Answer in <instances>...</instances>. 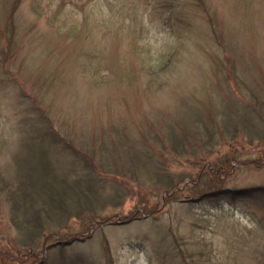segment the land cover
I'll return each mask as SVG.
<instances>
[{
	"label": "trees",
	"instance_id": "trees-1",
	"mask_svg": "<svg viewBox=\"0 0 264 264\" xmlns=\"http://www.w3.org/2000/svg\"><path fill=\"white\" fill-rule=\"evenodd\" d=\"M240 1L246 6L250 2ZM66 2L29 0L22 8L24 0H0V89L7 86L14 97L9 104L15 114L16 134H0V195L17 229L18 250L27 258L13 262L0 257V264H32L43 239L68 228L72 218L86 230L95 228L107 204H122L137 196L136 206L148 208L150 198L160 192H164V203L178 201L182 190L195 192L201 183L220 181L225 174L222 166L237 157L229 153L233 146L264 140V53L260 51L264 40L259 41L261 46L253 42L255 45L246 48L242 39L235 37L236 23L217 19L213 0H132L126 11L130 14L128 24L114 20V0H98L97 10L85 8L86 13L82 11L67 22L66 31H61L64 24H58L42 39L26 40L17 21L23 10L52 25L61 19ZM140 2L151 7L142 11ZM143 12L147 20L160 17L168 24L176 41L169 51L151 57L130 49L139 26L142 29ZM102 14L104 22L95 19ZM30 25L27 33L36 23ZM221 25L235 34L229 36ZM61 41L63 51L68 50L63 59L57 49ZM253 52L258 58L255 67L247 70ZM44 53L51 57L45 62ZM129 54L134 56L132 63L127 60ZM198 64L205 67L217 87V97L177 104L169 112L140 110L134 120L126 118L121 108L117 112L118 97L126 100L116 91L136 84L143 93L162 92L173 80L185 79L182 66L197 73ZM175 67L181 72L178 77L174 76ZM31 75L37 77L38 84L30 94L24 85ZM76 76L81 79L78 84ZM70 79L73 84L63 93L61 83ZM77 88L78 93H73ZM96 102L104 116L101 121L90 116V109L97 111ZM176 164L183 169L175 171ZM230 194L264 202V185L239 188ZM108 198L116 201L107 203ZM179 202L183 206L188 198ZM159 203L156 200L148 213L156 212L158 209H152ZM249 220L250 226L241 225L239 218L231 219L236 256L257 252L264 264V212L251 213ZM242 226L249 229L253 241H248ZM76 244L67 240L48 248L62 250ZM169 247V254L180 264L206 261L203 252H194L195 246L182 247L173 239ZM216 260L219 258L209 253L211 264L237 259L227 252L221 263Z\"/></svg>",
	"mask_w": 264,
	"mask_h": 264
},
{
	"label": "rangeland",
	"instance_id": "rangeland-1",
	"mask_svg": "<svg viewBox=\"0 0 264 264\" xmlns=\"http://www.w3.org/2000/svg\"><path fill=\"white\" fill-rule=\"evenodd\" d=\"M213 1L215 3L212 6L217 10V19L222 21V19L228 18V22L232 21L236 23L237 30L235 37L239 36L246 44V48H250V44L253 42L257 46H261L259 41L264 40V0H250L247 6L240 0ZM28 2L29 0H24L22 8H25ZM141 2L139 5L140 10L143 11V7L146 6L151 7L148 2ZM98 3V0H67L63 9L64 12L62 11L60 14L61 19L52 25L46 23L44 18L37 19L27 9L23 10L22 15H20L17 21L22 31L28 37L26 40L34 39L35 37L42 39V35L54 29V27L56 28L58 24H64L65 26L61 27V31H66L67 22L72 17L81 15L82 11L86 13L85 8L97 10ZM132 5V0H114L112 12L114 20H122L123 24H128L130 22V14L126 11ZM50 6L54 8L55 4L51 3ZM143 15L145 19L142 22V29L140 30L139 26L137 31L138 37L130 49L134 50L135 48L141 55L155 57L173 48L176 41L168 24L160 17H155L154 19L151 17L150 20H147V15L144 12ZM96 16V20L100 22L104 20L103 14L102 16ZM34 22L36 26L32 31L27 33L28 28L31 27L30 24H34ZM221 26L226 33H229V36L235 34L230 30L227 31L224 25ZM96 37L97 35L94 36V39ZM61 43L62 45L58 46L57 49L61 59H63L68 55V50L63 51L64 42L61 41ZM260 51L264 53V49ZM184 52L187 51L184 49ZM43 55H46V53ZM249 56L251 63L247 65V70L255 67L254 63L258 58V54L253 52L249 53ZM47 57L50 59V54L46 55L44 62L47 60ZM133 59L134 56L129 54L127 60L132 63ZM39 64L37 68H39ZM42 65L45 64L42 63ZM48 66L50 65H46V68ZM203 66L207 68V64L205 65L204 63ZM203 66L196 65L197 73L190 67L182 66L185 79L182 78L183 80L179 81L173 80L164 86L162 92L155 90L153 92L150 91V93L148 91L143 93L140 86L128 84L124 90L116 91L117 95L126 100L121 101V98L118 97L116 100L118 105L117 112L119 111L120 113L121 108L126 118L134 120L137 118L135 116H137L140 110L150 111L152 114L169 112L177 104L184 102L195 104L198 100L203 101L208 97H217V87L211 81L210 75L204 72L205 67ZM210 69L209 71L211 72ZM192 72L195 74H191ZM180 74L181 72L178 71V67H175L174 76L178 77ZM191 77L195 79L190 80ZM75 81L77 84L80 83V77L76 76ZM192 81H196V83L194 84ZM35 84H38L37 77L31 75L24 87L31 94ZM61 84L63 86L60 88L64 93L66 89H69V85L72 86L73 81L70 79L68 83L63 82ZM193 85L194 87L191 88ZM8 89L7 86H3L0 89V134L15 137L16 134L13 129L15 114L12 105L9 104L14 97L10 89L9 91ZM78 90L77 88L72 92L78 93ZM110 91L109 89L105 94ZM113 92L115 91L113 90ZM96 103L97 105L94 104V107H97V111L96 109H90V116L101 121L104 116L98 102ZM123 104L126 106L125 112ZM93 110L95 114L91 115ZM229 153H234L237 157H231V160L222 166V172H225V174L219 175L221 176L220 181L215 179L214 181L208 180L204 184L201 183L195 187V192L188 193V190H182L178 194V201L174 200L164 203V192H160L159 195L150 198V202L147 204L148 208L136 206L137 196L129 197L122 204H107L103 208L104 210L101 211L100 217H103V219L96 221L98 225L93 229H84L76 218H72L68 228L61 229L59 234L56 233L47 239H43L41 249L31 263L180 264L176 258L169 254V243L174 239V241H179L182 247L195 246L194 252H203L201 257L206 261L202 262V264H211L208 261L209 253L212 255V258H219L216 261L221 263L220 259L222 255H225L227 252H230L237 259L235 262L226 260L228 264H261L257 252L249 253L248 256H236V247L234 245L236 246L237 244V238L231 234L232 229L229 227L235 226L234 221L231 222V219L238 220V218L242 220L241 225L247 223L250 226V214L264 212V202L252 201L239 196V194H230L239 188L264 185V140L254 141L252 144L242 145L238 143V145L231 148ZM181 169H183V166L176 164L174 170L180 171ZM193 172L197 173L198 171L194 169ZM203 193H206V195L200 197ZM185 197L186 199L188 198V202L181 206L182 204L179 201L184 200ZM156 200L161 203L156 205L158 207L156 208L155 206L152 210H158L148 213L153 208L152 205H154ZM111 201L115 202L116 200L108 198L107 203H113ZM226 215L232 217H228L230 222ZM100 221L104 222L101 223ZM242 227L244 228L242 231L248 236L249 229H246L244 226ZM16 236L17 229L10 222L8 206L3 196L0 195L1 260L17 262L21 258L27 259L18 250L20 245L15 240ZM248 238V241H253L251 237L248 236ZM67 240L75 241L78 244L62 250L60 248H48L49 245ZM2 251L3 253H1Z\"/></svg>",
	"mask_w": 264,
	"mask_h": 264
}]
</instances>
